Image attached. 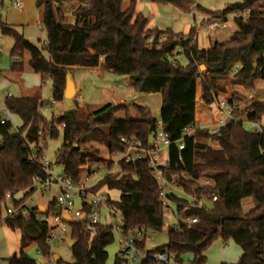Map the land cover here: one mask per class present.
<instances>
[{"label":"trees","instance_id":"1","mask_svg":"<svg viewBox=\"0 0 264 264\" xmlns=\"http://www.w3.org/2000/svg\"><path fill=\"white\" fill-rule=\"evenodd\" d=\"M154 1L172 4L182 12H190L192 3V0ZM122 5L123 0H36L41 25L47 31L42 48L0 21L3 33L13 38L11 71L24 70L23 56L29 52L30 68L43 81L52 80L54 101L63 102L67 74L75 67L97 66L103 56L105 67L114 74L128 76L136 92L160 93V120L172 141L165 175L169 179L178 176L189 194L199 198L216 196L217 200L213 209L203 204L189 208L186 214L197 215L198 221L192 225L179 222L169 226L168 243L153 250L170 253L176 264L184 263L186 253L193 254L188 264H205L207 250L222 239L241 247L242 255L236 264H264V129L250 132L243 125L245 114L248 121L264 125V100H255L244 109H237L235 114L241 120L227 123L216 135L201 128L186 131L196 123L199 79L202 98L208 105L213 103L214 94L225 89L227 82L254 90L256 82L264 80V0H243L208 17L211 20L236 13L238 26L231 39L217 41L208 48L192 43L195 27L183 40V33L148 28L149 19L136 11V2L132 1L126 10ZM163 35L168 37L158 46ZM149 39L152 46L148 45ZM178 47V53L188 59L185 66L175 59ZM201 64L206 66L204 72L200 70ZM231 74L233 77L228 80ZM235 99L242 100V97L237 95ZM43 103L31 96L5 99L9 112L21 119L16 132L11 130V122L0 124V226L5 223L21 232L20 249L7 258L8 264H38L25 251L32 243L45 257H51L47 242L51 228L47 223L39 222L32 211L28 217L4 216L6 194L19 204L37 189L38 182L46 179L48 174L40 159L49 139H56L62 133L63 144L56 153L55 164L78 182L87 165L106 161L96 148L87 144H103L110 153L123 149L122 136H137L148 144L158 123L148 108L137 106L139 118L136 119L124 104H105L88 115L70 108L47 119L41 112ZM120 110L125 111L123 119L115 116ZM62 125L64 128L60 130ZM202 138L216 140L218 148L200 143ZM34 143L39 144L36 163L29 160ZM180 143L183 149L179 148ZM118 165L120 172L105 175L88 191L101 192L102 187H107L120 192L118 201L107 199L106 203L114 210V217L116 211L120 212L124 230L163 231L165 211L159 199L158 181L151 173L148 160L120 161ZM92 172L90 169L88 174ZM205 178L214 184H201L199 181ZM171 197L181 213L188 199ZM248 197L254 198L255 205L245 211L243 202ZM50 208L56 209L55 199ZM67 224L73 239L74 261L66 263L59 257L57 264H108L107 249L114 241V233L106 224H99L94 230H89L85 221H67ZM145 243V239L141 241ZM113 264H120L119 259ZM141 264L158 263L146 259Z\"/></svg>","mask_w":264,"mask_h":264},{"label":"rangeland","instance_id":"2","mask_svg":"<svg viewBox=\"0 0 264 264\" xmlns=\"http://www.w3.org/2000/svg\"><path fill=\"white\" fill-rule=\"evenodd\" d=\"M243 0H192L190 12H182L177 7L172 4L161 2V1H150L144 0L143 3V14L149 19L151 25L154 28L161 29H172L175 32H185L188 27H195L198 24V17L208 18L217 13L223 12L228 6L236 3H240ZM142 2V1H141ZM204 9L212 12H206ZM239 15V14H238ZM246 16V14H244ZM236 13H229L226 15H220L217 20L220 22V25L210 31L209 33L204 30H200L199 42L198 45L200 48H206L208 45L214 44L219 41H226L231 39L235 32L238 30V26L235 22ZM39 30V29H38ZM196 30V29H195ZM39 34L42 38L40 42L37 40V45L42 48L47 41V31L45 27L42 25L39 30ZM1 42H0V69H11V50L13 48V38L5 33H0ZM168 36L163 35L160 39H163V42L166 40ZM180 47H178L175 51V59L180 65H187L188 59L183 53H178ZM30 54L29 52H25L23 56L24 62V71L27 73L33 72L30 70L29 66ZM203 65V64H201ZM200 70L204 72L206 70L205 67H201ZM73 70V69H72ZM70 71V73L72 72ZM41 79V77H40ZM130 78L125 75H117L114 73H107L105 75L104 80H97V82L93 86L87 87L86 83H83L82 91L85 93V99L81 102V105H74L70 108H75L80 114L88 115L92 111L99 109L107 103L116 104L114 106L122 105L120 104L121 97H127L126 108L128 109L130 115L133 118H139L137 106H143L148 108L153 117L160 120V112L162 105V95L160 93H150L143 94L136 92L131 85H128V80ZM230 80V78L228 79ZM121 84V85H120ZM42 99L44 102H49L50 105H43L41 107V112L47 119H50L53 115L59 116L58 111L60 107L64 106L62 103L58 105L52 104L53 101V83L51 79H47L44 81V85H42ZM202 86L201 80L197 81V98L202 97ZM249 91L255 95L254 98H249ZM4 92H2L3 94ZM13 93V92H12ZM16 95L17 93L14 92ZM236 94V95H235ZM217 95L223 96H231L235 98V96L242 97L241 100V109L251 102L255 100H264V80H258L256 82V86L254 90H246L243 93L237 91L236 87L227 82V86L224 90H219ZM247 95V99H246ZM244 97V98H243ZM75 99V96H74ZM237 100V99H236ZM134 101H137L136 104ZM86 104V105H85ZM118 104V105H117ZM67 108V109H70ZM66 110V109H65ZM63 109V113L65 112ZM61 113V114H63ZM60 114V115H61ZM116 118L123 119L126 114L125 111L120 110L115 114ZM12 131L16 132L17 128L21 125V120L17 116H10ZM244 128L250 132L255 130V124L247 120V114L243 115ZM200 143L209 145L213 148H218V143L216 140L211 138H202L200 139ZM63 144L62 133L56 139H49L44 150V160L48 163L53 164V169L56 173L62 171V167L60 165H56V153L58 149ZM92 145L93 148L98 150V155L104 158L106 161L104 162H94L89 165L82 171L79 181H86V177L89 175L87 172L90 169H93L94 172L91 173L89 179L86 181L88 186H92L96 184L99 180H101L105 175L109 173H118L120 172V167L118 162L115 161V157H113L112 153L108 151V149L103 144L93 143L87 144V146ZM111 167V168H110ZM203 184V181H199ZM90 188V187H89ZM45 192L42 190H35L31 195H28L24 201L27 200L33 201L34 203H47L52 200L56 193L57 189L54 186L46 187ZM94 192V191H93ZM95 193V192H94ZM102 195L107 199H110L111 202L118 201L120 198V192L116 189L110 190L107 187H102L101 189ZM81 199L79 197H75V208H79L81 205ZM110 202V203H111ZM255 205V200L253 197H248L243 202V208L245 211H248ZM43 206L41 204L40 209L43 210ZM110 204L104 203L101 206V221L103 223L107 222V220H117L120 221V212L116 211V216L113 218L110 216ZM4 216L6 213L4 211ZM168 225H165L163 231L154 232L148 231V236H150V240H148L147 246L150 248H158L162 247L168 243V227L175 225V220L170 218L166 220ZM72 244L73 239L70 235L61 243L54 241L51 246V257H45L39 250L35 244H30L26 248V253L35 259L38 264H57V261L54 259V255H58L61 259L66 263H72L74 261V256L72 252ZM19 241L17 238V232L11 230L5 223H2L0 226V264H8L7 258L12 256L19 248ZM108 264H113L116 259V255L119 254L120 244L118 237L114 235V241L108 247ZM240 252V246L234 241H228L226 244L222 239L216 240L212 246L207 251V261L205 264H218V261L221 257H227L228 263L236 264L238 263V253ZM193 258L192 253H186L183 256V264H188ZM236 261V262H235ZM169 264H176L174 261H170Z\"/></svg>","mask_w":264,"mask_h":264},{"label":"built area","instance_id":"3","mask_svg":"<svg viewBox=\"0 0 264 264\" xmlns=\"http://www.w3.org/2000/svg\"><path fill=\"white\" fill-rule=\"evenodd\" d=\"M12 4L16 8H21L22 0H12ZM219 25L220 22L217 19L207 20L206 18L198 17V24L195 28L196 36L192 39V43L199 46L198 33L200 30L209 33ZM182 39L185 40L186 36L182 37ZM162 42L163 39H160L158 46H160ZM148 45L152 46V41L150 39L148 40ZM236 68H238V65ZM10 96L9 94L8 97ZM248 97L254 98L255 95L249 91ZM44 104L50 105V103H43V105ZM209 107L210 114H214V118L208 119L204 124H198L196 122L194 126L187 127L186 131L201 128L209 130L212 134L216 135L219 133L222 126L230 122H239L241 120V117L235 114V111L241 108V100L239 99L236 100L231 96H219L214 94V101ZM10 116L11 113L5 105V98L3 99L0 96V124L3 125L11 122ZM254 124L255 131H263V124ZM61 128H64V125H62ZM39 133L42 134V131ZM151 135H153V138L148 144L137 136H122L120 140L124 145L123 149L113 152L112 155L116 158V162L123 161L125 163H135L148 160L151 173L158 181L159 199L163 204L166 220L170 218L174 219L175 225H178L179 222L192 225L198 221V216L195 214L187 215L186 211L191 207L203 204V198L187 193L182 184L178 181V176L173 175L172 178L169 179L165 175L164 168L167 167L169 163L168 147L171 145L172 141L164 130L161 120H158L157 127ZM38 147V143L31 145L32 152L29 160L32 163L39 161L36 155ZM179 148L183 149L184 145L180 143ZM40 162L44 165L48 175L45 180L38 182L36 190L45 192L46 187L54 186L57 189V193L54 197L56 200V209H51L50 203H46L43 206V210H41V204L37 202L34 203L32 200L15 204L12 201L11 195L8 193L6 194L7 203L4 208L6 213L5 217L12 219L19 216L28 217L30 211L34 212L39 222L47 223L51 228L47 239L50 246H52L54 241L61 244L70 235V229L66 218H68V221H85L89 230H94L99 224H106L114 235L118 237L120 244L118 259L120 264H141L146 259L155 260L158 264H169L170 261H174L170 253L152 250L147 246V243L141 244V241L144 239L146 242L151 239L146 229L135 228L126 231L122 227L121 220H107V222L103 223L101 221V206L106 203V198L101 192L94 193L88 191L90 187L86 184L88 176L84 182H75L72 178L67 176L63 170L56 173L53 169V164L46 162L44 157L40 159ZM184 178L190 179V176L184 175ZM213 184L214 182L212 180L207 178L203 179V185ZM173 195L180 198L186 197L188 199V204L182 208L181 213L177 211V204L171 197ZM75 197H79L82 200L79 208H75ZM208 199L215 202L217 197L212 196ZM109 209L110 216L115 218L114 210L111 207ZM166 225L168 224L166 223Z\"/></svg>","mask_w":264,"mask_h":264},{"label":"crops","instance_id":"4","mask_svg":"<svg viewBox=\"0 0 264 264\" xmlns=\"http://www.w3.org/2000/svg\"><path fill=\"white\" fill-rule=\"evenodd\" d=\"M132 1L136 2V11L143 12V5H144L143 1L144 0H123V5H122L123 10L128 9ZM150 1H154V0H150ZM0 21L5 22L9 26L14 27L19 33H21L25 37V39H27L28 41H30L31 43L35 45H37L35 40H37L38 42L42 40L39 34V30L41 29L42 25L40 22L39 10L36 6V0H22L21 8L14 7L12 4V0H0ZM148 28H151V29L154 28V26L151 25L150 21H149ZM159 29L166 30V29H161V28ZM191 29L192 27H188V29L185 32H180V33H183L186 36L190 32ZM170 30L173 31L172 29ZM173 32L179 33L175 31ZM0 33H3V30L1 27H0ZM0 42H1V37H0ZM210 46L208 45L206 48ZM10 62L11 64L14 62L13 57H11ZM30 70L33 72V74L27 73L24 70L22 72H13L11 71L10 68H7V69L1 68L0 69V96L3 99L4 98L6 99L9 94L11 96H20V97L31 96V97H37L40 99L41 102H44V100L42 99V88H43L42 85H44V81L42 80V77L39 74L35 73L32 69ZM107 73H113V72L111 70H108L105 67L103 56L100 57V62L97 66L75 67L70 73L73 79V82L75 84V89H76L75 99L73 98V106L81 105V102L85 99V93L82 91V86L84 82L86 83L87 87L93 86L97 82L98 79L104 80L105 75ZM232 77L233 75L231 74L229 78H232ZM229 84H232L233 86H235L237 91H239L240 93H243V91H246L242 85L234 84L232 82H229ZM128 85H131L130 79L128 80ZM2 92L4 93L2 94ZM14 92H16L17 94L13 95L15 94ZM127 99H128L127 97H121L119 101L120 104L126 105ZM53 101H54V98H53ZM53 101H52V104H56V102L54 101L53 103ZM136 102L137 101H134L135 104ZM61 103L64 106L60 107L58 111L59 112L58 115L63 113L62 112L63 109L67 110V107L64 101L59 102L58 105H60ZM107 104L116 105L113 103H107ZM209 108H210L209 105L205 103L202 97L200 99L196 98V122L198 124H204L208 119L214 118V114H210ZM11 115L14 116V114H11ZM62 129L63 128L60 127V130ZM90 175L91 174L88 175V179ZM53 200L54 198L47 203H51V201ZM39 204L45 205L46 203L39 202ZM13 231L17 232V238H18L19 245H20L21 232L19 230H13ZM224 243L226 244L227 242H224ZM32 244H35V243H32ZM26 248L27 247H25V250ZM17 249L19 251L20 246ZM241 255H242V250L240 247V252L238 253L239 258L237 262H239ZM206 257H207V254H206ZM117 258H118V255H116V259ZM226 258L227 257H221L218 261V264L228 263L226 262L228 261V259ZM228 264H233V263H228Z\"/></svg>","mask_w":264,"mask_h":264},{"label":"water","instance_id":"5","mask_svg":"<svg viewBox=\"0 0 264 264\" xmlns=\"http://www.w3.org/2000/svg\"><path fill=\"white\" fill-rule=\"evenodd\" d=\"M201 67H205V65L203 64L201 65ZM75 93H76L75 84L73 82L71 74L68 73L66 76V87H65V92H64V98H65L64 103L67 108H70L73 106V98L75 96ZM152 138H153V135L150 136V140ZM202 203L207 209H213L215 207L214 202L210 201L208 198H203ZM66 220L68 221V218H66ZM151 249L153 250L155 248H151ZM54 259L57 261L59 259V256L55 255Z\"/></svg>","mask_w":264,"mask_h":264}]
</instances>
